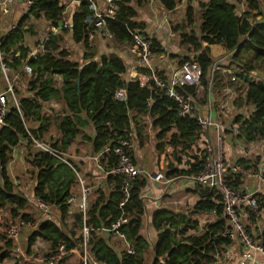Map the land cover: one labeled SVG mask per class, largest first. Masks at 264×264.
Wrapping results in <instances>:
<instances>
[{"label": "trees", "instance_id": "1", "mask_svg": "<svg viewBox=\"0 0 264 264\" xmlns=\"http://www.w3.org/2000/svg\"><path fill=\"white\" fill-rule=\"evenodd\" d=\"M30 1L32 6L29 12L18 21L1 46L2 52L12 57L13 62L10 63L12 68H18L21 60H24L34 69L33 78L26 88L31 96L20 97L18 109L9 108L4 125L0 126V208L10 207L14 216L21 213L22 220L26 223H31L30 216L23 213L28 206V200L15 191L7 175V167L11 161L10 155L22 140L31 142L29 136L41 139L42 133L59 118L61 121L57 127L58 137L50 145L55 153L65 152L75 142L80 127L90 123L94 129V138L90 139L86 135L82 137L83 140L91 142L93 152L97 154L110 145L117 136L124 138L131 126L139 124L140 117L144 114L153 119L154 127L160 128L157 138H163L164 134L174 127L179 140L174 136L173 142L176 145L179 144L182 149L188 148L196 140L195 137L199 131L195 121L180 118L176 114V104L171 99H157L148 107L147 100L151 95L145 87L140 86L137 79L127 78L125 66L120 58L116 56L109 59L102 58L100 64L96 62L95 55L91 54L88 47L89 32L84 24V20L90 13L87 0H75L78 4L73 8L72 26L66 30L62 29L65 3L73 0ZM159 1L166 10L175 8L173 0ZM245 2L248 12L244 17H238L235 14V3L229 0H210L208 4L200 5L203 13L200 16L199 31L192 29L191 35L182 32L178 48L184 49L185 54L181 56L173 53L169 56V60L177 61L178 66L187 60L198 61L203 73L204 86L207 84L209 72L214 63L209 46L221 45L226 52L233 53L232 61L226 67H233L234 59L248 53H251L256 61L264 62V24L250 23L246 19L250 18L249 14L253 11H259L260 1L245 0ZM116 14V20L108 22V30L120 42H130L129 31L138 27L131 21L134 16L133 11L121 4ZM42 16L52 26L60 27L62 33H68L73 43L83 44L87 53L82 54L80 62H73L70 59V53L64 48L65 43L61 35H49L46 42V49L54 55L46 54L33 59L27 57L29 50L24 48L23 44L25 36L32 35V30L24 29L23 25L31 17L39 19ZM194 21L192 9L189 8L186 19L180 27L175 29L193 27ZM152 52L159 53L160 49L152 50ZM16 53L18 56H15ZM237 67L246 73H253L257 69L256 65L244 61ZM54 75L62 77L61 88L56 87ZM219 78L216 73L214 85L216 88L221 84ZM244 80L248 82V78ZM263 80L264 76H262ZM262 81L249 84L245 90L246 101L254 106L252 114L238 127L240 137L245 144L262 141L264 146V82ZM119 89H124L126 92L125 102L114 99V94ZM186 92L192 93L193 90L187 89ZM55 98L62 101L67 115L46 116L42 113L41 104ZM28 121L36 123V128L32 130L27 128ZM238 122L239 119L235 121V125ZM135 132L138 136V129ZM161 150L162 144L159 143L155 151ZM262 160H264V147L262 154L257 157V162L240 159L235 165L246 169L258 166L257 164ZM26 162L34 171L36 179L31 197L44 201L55 211V214L51 215L52 218L43 219L28 235L26 240L28 247L38 237L49 241L50 248L45 258H51L58 255L57 249L59 245H63L65 253L59 258L61 263L71 256L72 250L78 248L83 241L82 236L76 238L74 232L66 230L67 225L63 219L68 214L67 198L77 179L71 167L47 153L31 152L27 155ZM114 162L112 159H109L107 164L102 161L104 168L111 167ZM177 163L182 164L181 170L177 171L169 164L166 171L168 178L198 173L203 168L204 161L202 155H199L189 160L179 159ZM185 167L187 169H184ZM73 168L75 169L74 166ZM225 182L230 188L240 190L242 176L236 177L228 173ZM144 186L143 180L131 184L129 199L123 206V210L119 208L120 202L125 198L122 193L121 177L108 176L104 184L94 190L95 199L91 202L88 212L89 220L86 225L98 229L102 225H108L119 219L121 211H124L130 218V222L122 228V231L132 244L134 255H126L119 251L118 247L110 242L108 235L90 232L87 247L93 259L106 264H209L213 261L210 255L222 244H229L225 239L215 240L212 236L225 224L222 216V196L214 191L196 189L195 193L199 196V202L194 208L195 213L213 211L219 217L218 221L207 224L205 231L195 236L191 235V232L196 228V222L184 216L178 220V216L160 208L150 216V229L156 237L155 242L150 245L141 234L145 211L140 195ZM259 198V209H263L264 196ZM76 223L82 226L79 215L76 217ZM2 241L4 243L0 245V263L10 256L13 245L11 241L4 238ZM147 254L150 255L151 261L145 258Z\"/></svg>", "mask_w": 264, "mask_h": 264}, {"label": "built area", "instance_id": "2", "mask_svg": "<svg viewBox=\"0 0 264 264\" xmlns=\"http://www.w3.org/2000/svg\"><path fill=\"white\" fill-rule=\"evenodd\" d=\"M123 0H102V8H98V5L94 0H87L89 16L84 20L85 28L88 32H97L101 36L107 37L111 41H119L115 35L111 34L108 30V22H114L116 20V12L119 10L120 4ZM175 2V8L181 9L184 20L187 16V10L192 9L193 16L201 15L203 12L200 9V5H206L210 0H173ZM68 7L63 12V25L62 29H69V17L67 12L70 8H74V3L78 4V1H66ZM15 0H0V78L3 82V89L0 90V126L4 125L5 118L9 111V108L19 107L18 96L15 94L16 86L21 81V75H25L29 78H33L34 69L27 64V61L21 60V65L18 68H12L10 63L13 62L12 57L5 55L1 46L7 39L9 33L16 27L17 24L8 25L4 30L3 21L8 18L12 6ZM32 2L25 0L24 8L26 15ZM236 10V9H235ZM234 10V11H235ZM235 14L238 17H244L246 12L242 10L241 15ZM30 19V18H29ZM248 21L249 19L246 18ZM48 22L49 30L41 38L37 39L33 47H26L29 52L27 57L36 58V56H44L46 54L54 55L46 49L45 45L49 39V35H61V28L52 26ZM264 24L263 21L259 22ZM168 24V23H167ZM201 24V21H200ZM24 29L25 25H23ZM200 25L194 23L193 27H186V34L191 35V30L199 31ZM131 36L130 48L128 49L130 54L137 56V68L140 69L138 75V81L141 87H145L151 97L147 100V106L150 107L157 99L168 98L174 101L176 104V114L180 118L189 119L195 121L199 127L196 140L189 145L188 148L182 149L178 144H174L173 137L178 133L174 127L170 128L164 134L163 138H157L160 128L153 126V119L149 115H142L140 117L139 124L131 126L129 132L125 137L117 136L110 145L103 148L99 153L93 156L95 165L100 170L102 177H121L122 178V193L124 199L120 202L119 208L123 210V206L129 199V191L131 184L138 180H149L155 184L170 185L173 182L171 177L166 176L164 167H168L169 164L173 166L177 171L181 170L182 165L177 163V160L184 161L202 155L203 168L198 173H192L182 176L183 186L188 187L196 191L208 190L214 191L218 195L222 196V216L225 220L224 226L221 230L214 233L215 240L225 239L230 244H238L243 252L238 264H255V256L259 255L264 258V244L259 239H256L254 235L248 232L245 221L261 219L263 209H259V197L253 194L244 192L243 190H235L230 188L225 180L228 173L236 177L242 176V180H248L251 178H257L264 188V161L260 162L259 166L249 167L244 169L242 166L231 165L228 161L230 156V148L233 147L239 152L238 160H246L249 155L250 147L254 144H245L240 137L238 127L241 122L248 119L252 114L248 112L249 107L254 106L246 101V87L249 84H257L262 81L261 77L256 78L253 73L243 72L240 68L231 69L226 67V64L230 62L233 53H229L220 57L212 64L210 69V75L207 79V84H202L203 73L201 71L198 61L191 59L183 62L181 65L171 67L167 70H163L158 66V62L154 63L157 58L161 57L160 54H154L152 50H156L155 43L152 37L142 34L138 29L129 31ZM178 36L181 33L176 32ZM120 42V41H119ZM18 56V53L15 54ZM217 71L226 73L229 77V81L233 87H225L220 92L215 93V75ZM53 80L56 82V87L61 88L63 86V79L58 75L53 76ZM248 78V82H245L244 78ZM30 79V80H31ZM264 82V80L262 81ZM29 82L25 84L27 88ZM235 85H242L243 90L237 89ZM187 89H192V93L186 92ZM25 96L30 97L28 92H24ZM114 99L125 102L127 95L124 89H119L114 94ZM53 101V100H50ZM50 101L43 102L41 104V111L43 108L48 109L46 106ZM45 114V113H44ZM47 116V115H46ZM239 119V122L235 125V121ZM138 128H144L149 132H153L156 135L157 144H162V150L159 153L160 159L163 161L164 166L161 171L156 174H149L137 169L133 162V154L135 151V145L137 142V136L135 130ZM44 133V132H43ZM214 134L211 137V134ZM115 135V134H114ZM116 136V135H115ZM31 142L24 144L29 147L32 153L43 152L47 153L54 158H57L62 163L68 165L73 169L75 178L79 185V196L70 194L67 198V205L69 207L74 206L77 210V214H80L82 219V243L78 248L72 250V253L78 254V260L81 264H106L98 262L90 255L89 248L87 247L88 235L90 232H96L106 234L109 237L115 238L121 244L122 252L126 255H134V248L126 238L122 228L129 224L130 218L128 215L121 211L119 219L111 222L108 225H102L98 229H94L91 226H87L88 212L91 206L90 196L94 193L91 186L85 184L83 178L78 171H75L70 159L66 157V152H56L50 147L51 142L44 140L43 138L37 139L29 136ZM21 141V142H22ZM229 141V146L226 142ZM20 142V143H21ZM260 142V141H257ZM256 142V143H257ZM109 159L115 162L111 167L104 168V164H107ZM104 161V164L102 163ZM184 169H187L186 167ZM229 171V172H228ZM178 176V177H179ZM20 196L28 200V206L35 209L39 216L46 217L49 215L51 207L40 199H33L22 193ZM10 207L0 208V233L5 240L11 241L13 244H17L21 229L29 223L22 220V214L18 213L14 216ZM204 226L197 227L195 236L204 232ZM43 240L41 238L35 239V242L30 246L33 251H38L42 247L40 244ZM46 241V240H44ZM50 246V242L46 241ZM152 244V243H150ZM17 249V247H16ZM58 255L51 258L42 260V264H56L59 258L65 253L63 245H59L57 249ZM217 251H215L214 258L217 259ZM209 264H216L212 261Z\"/></svg>", "mask_w": 264, "mask_h": 264}, {"label": "crops", "instance_id": "3", "mask_svg": "<svg viewBox=\"0 0 264 264\" xmlns=\"http://www.w3.org/2000/svg\"><path fill=\"white\" fill-rule=\"evenodd\" d=\"M94 1L98 5V8H102V0H94ZM24 4H25V0H15V3L12 6L8 18H6L3 21L4 30L7 28L9 24L10 25L17 24L18 21L25 16ZM121 4L122 6L127 7L133 11L134 16L131 18V21L132 23L138 25L136 29H138L142 34L152 37L156 49H160V52L157 54H160L161 57L157 58L154 63L158 62L157 63L158 66L163 70H167L171 67H176L177 61L169 60V56L171 54L177 53V50L175 51V49L178 48L177 45L180 42V36H178L176 32L181 33V35L182 32L186 33V27L175 29L176 27H180L182 25V22L184 21L182 13L178 12L179 9H176L175 11L166 10L163 8L159 0H123ZM75 5L76 3H74L72 6L75 7ZM259 11H260L259 12L260 16L263 15V19H264V11L261 10V7ZM15 13H18L21 16V18L18 19L17 17H15L14 16ZM171 14H173V16H178V17L175 20H172V18L170 17ZM136 15H138L137 19L134 18ZM40 21L47 27V32H48L49 30L48 22L43 16L40 17L39 19H35V18L28 19L24 25L25 28H30L32 30V35L25 36L26 38L24 40L23 46L33 47L37 39L43 37L47 33L45 31L37 32V33L34 32L35 31L33 28L34 24H39ZM88 35H89L88 47L90 48L91 54L95 55V59L98 64H100L102 58L109 59L111 57L116 56L122 60L125 66L127 78L132 80L138 79L137 74H139L141 71L139 68H137V56L130 54L128 51V49L130 48L129 43L122 41L119 42L116 40L111 41L107 37L99 35L97 32H89ZM68 36L69 38H71L69 34ZM69 41L72 44H74V48L72 51H74L75 49L77 50L75 52H81L80 59L78 60V62H80L82 60V54L87 53L85 51L83 44L73 43L71 39ZM217 46H219L221 51L216 56H212L211 49ZM209 52L213 59L214 58L217 59V57H219L220 55L224 56L229 54L224 50V48L221 45L209 46ZM177 55H181V54L177 53ZM230 60L232 61V58ZM228 68L235 69L232 66ZM217 73L220 77L219 79L221 84L220 86H218V88L215 87L214 91L215 93L220 92L221 94H224L222 93V90L225 87L227 86L233 87L234 85L230 83L229 77L226 73L220 71H217ZM30 79L31 78L25 75H21V81L16 86V90L19 91L18 98L27 97L25 96L24 92H28V91L26 88L24 89V87L25 84L30 81ZM3 86L4 84L0 78V90L3 89ZM236 88L243 90L242 85H237ZM28 95H31L30 92H28ZM46 106L48 107V109L43 108V113H45L47 116L56 115L62 117L67 115V112L64 109V105L62 101L57 98L53 99V101H50ZM83 118L86 119V117ZM60 121L61 118H59V120L55 124L50 125L47 128V130L44 131V133H42L41 138L51 143L55 141L56 137H58L57 127L60 124ZM26 127L31 130L35 129L36 123L28 121L26 122ZM87 127H88L87 129L88 132L86 130ZM138 132L139 134L138 136L136 135L137 142L133 154L134 165L136 166L137 169L141 170L142 172L149 173L151 175L156 174L158 173V171H161L164 166V163L159 156L160 152L155 151L156 145L159 144L156 143L157 142L156 135H154L153 132H149L145 130L144 128L143 129L138 128ZM210 134L211 137L214 136V134L212 133ZM83 135H86L90 139L94 138V129L90 123H87V125L84 127H80V132L77 134L76 136L77 138L75 142L65 151L66 157L70 159V162L74 165L76 169L75 171L79 172L85 184L91 186L93 190H96L98 189V187L104 184V181L108 177H102L100 170L97 168L95 162L93 161V156L96 154L93 152L92 144L88 140H83L82 137ZM145 141H147V143ZM226 144L230 148L229 141H227ZM260 144H262V141L255 143L253 147L249 150L248 152L249 155L248 158L246 159L247 161H249L250 157L252 156L258 157L260 156V154H262V149L264 147L263 144L261 149H257V147L260 146ZM260 150L261 153H259ZM31 152H32L31 149L29 147H26L24 141H22L12 150L10 155L11 161L7 167V175L9 179L12 181L15 187V191H18V193H22L21 188H23V186L26 185V183L23 182L22 180L28 182V179L26 177H22V180L20 181L12 180L11 178L13 171L12 169L17 166L18 162L21 159L26 160L27 155H29V153ZM229 154L230 156L228 158V161L233 166L237 161H239L237 158L239 157V152L235 150L233 147H231ZM77 167L79 170L77 169ZM164 168L167 169V167ZM172 179L173 182L170 185L155 184L153 182H150L149 180L144 181L145 186L142 189L140 195L144 202V211H145V216H144L145 218L142 224L141 234L143 235L144 238L147 239L149 243L153 244L156 240L155 234L152 233L150 229V222H149L150 216L155 210H159L160 208L172 212L173 214L178 216V220H180V218L184 216L185 218L190 219L192 222H196L197 223L196 228L191 232V235L197 234L195 232L197 231L198 226L203 225L205 229L207 224L215 223L219 219V217L213 211H209L207 213L204 212L195 213L194 208L196 204L199 202V196H197L195 190L183 186L182 176L179 177L177 176L176 178H172ZM35 181L36 179L34 173V180L29 182L30 197L32 195ZM240 188L244 192L256 195L257 197L264 196V188L257 178L242 180ZM72 194H74L75 196H79L78 181L71 190V195ZM24 195L27 196V194ZM89 198L91 203L95 199L94 193ZM23 213L29 215L30 219L34 220L35 223L33 225H30L29 223V225L21 229L19 239L17 240V244L12 245L10 256L7 259L3 260L2 263L0 264L8 262L7 260L12 259V257H14L15 254L20 253V248L22 247L20 238L23 239V236L27 237L26 234L28 232V229L26 228H30L29 229L30 231L33 229L34 231L37 228V225L41 221H43V219L52 218L51 215L55 214V211L54 209L51 208L48 217L47 216L41 217L39 216L38 212L35 209H33L32 207H26ZM261 214H262L261 219L255 220L252 218L251 220L245 221V224L247 226L248 232L254 235L256 239H259L264 244V208ZM78 215L80 216V214H77V210L75 209L74 206L71 207L68 206V214L63 218L66 225L73 227V230L71 229V231L74 233L77 232L78 228L81 231V227H82V226L80 227L76 223V217ZM109 239L113 245H116L117 240L115 238L110 236ZM40 244L42 245L41 248L44 249L46 255L49 252L50 246L47 245L46 241L44 240ZM30 246L28 247V250H30L29 249ZM217 250H218L217 259L214 258L213 255L215 252H213V254L210 255L212 256V260L216 264H238V261L240 260L241 254L243 252V249H241V247L238 244H230V243L222 244ZM119 251H122L121 245L119 247ZM71 256L76 257L78 256V254L71 253ZM38 258L39 256L37 257V255L34 254V257L32 259L37 260ZM67 258H65L64 261L61 263H59L58 261L56 264H70L71 263L69 260L70 258L68 259ZM145 258L151 261L150 255L147 254ZM254 260H255V264H264V258H262L259 255H256ZM79 261L80 260L76 261L75 264H80Z\"/></svg>", "mask_w": 264, "mask_h": 264}, {"label": "rangeland", "instance_id": "4", "mask_svg": "<svg viewBox=\"0 0 264 264\" xmlns=\"http://www.w3.org/2000/svg\"><path fill=\"white\" fill-rule=\"evenodd\" d=\"M229 1H231L232 3H235V7H236L235 11H236V13L238 15L239 14L241 15L242 10L245 11L246 13L248 12L247 11V5H246L247 3L245 2V0H229ZM259 1H260V5H261L260 6L261 10L264 11V6H263L264 5V0H259ZM68 6H69L68 3L66 2L65 3V8L67 9ZM66 9H65V11H66ZM178 12L182 13L181 9H179ZM14 16L17 17L18 19L21 18V16L18 13H15ZM137 16L138 15H136L134 18L137 19L138 18ZM200 16L201 15L197 14L196 17H194L195 18L194 23H198L200 25V21H201L200 20ZM259 16H260L259 11H257V12L253 11L251 14H249V17H250V18H248L249 22L250 23H257V22H261V21L264 22L263 15L260 16L262 18H260ZM170 17L172 18V20H175L178 16H173V14H171ZM31 18L34 19V17H31ZM33 28L35 30V31L33 30L35 33L42 32V31L47 32V27L41 21H40L39 24H34ZM62 36H63L64 43H65L64 48L68 49V51L70 53V55H69L70 59L72 61H75V60L78 61L80 59L81 52H75V51H77L75 49H74V51H72L73 48H74V44H72L69 41L71 38H69L67 33H65V32L62 33ZM203 46H205V44ZM177 47H179V44L177 45ZM176 50H177V53H179L181 55L185 54L184 49H182V48L181 49L176 48L175 51ZM220 51H221V49L219 48V46L211 49L212 56H216ZM221 56L222 55L217 57V59H219ZM217 59L214 58V61L217 60ZM243 61L246 62V63H249L251 65H256L257 66V69L255 70V72H253L255 74L256 78L264 76V62L263 61H259V60L256 61L251 53L243 54V55L239 56V58L234 59V63L235 64H233V68H235V69L239 68V67H237L238 64H241ZM235 86H237V85H235ZM15 94H16V96L19 97V91L18 90H15ZM252 111H253V108H252V106H250L248 112L251 113ZM87 129H88V127L86 128V130ZM87 132H88V130H87ZM145 142L147 143V141H145ZM252 147L253 146H251L250 149ZM261 148H262V144H260V146L257 147V149H261ZM259 153H261V150H260ZM249 161L255 163V162H257V157L256 156H252V157H250ZM262 161H260V162H262ZM259 164L260 163H258L257 165L259 166ZM24 169L27 170V171H25ZM77 169H78V167H77ZM12 170H10V171H12V176H11L12 180L20 181V180H22V177H26L28 179V182H26L25 180H22L23 182L26 183V185L23 186V188H21V191H22V193L27 194V196L30 197V193H29L30 192V189H29L30 183L29 182L34 180V171L31 168H29L26 160H23V159H21L18 162L17 166L15 168H13ZM34 223H35V221L31 220L30 225H33ZM26 229H28V232L26 234L27 237L23 236V239L20 238V241L22 243V247L20 248V253L15 254L14 257H12V259L7 260L8 262H5L3 264H15V263H17V264H42V260H46L44 249L40 248V249H38V251H33V250H31L29 248L31 250V252H30V250H28V241H26V240L28 238V235L33 231V229L31 231L29 230L30 228H26ZM71 229L73 230V227L67 225L66 230L70 231ZM75 233H76L75 237L77 236V238H78V236L82 235V232L80 231L79 228L77 229V232H75ZM2 240H3V235L0 233V245H2V243H4ZM120 245H121L120 242L117 241L116 242V246L118 247V249H119ZM34 254H36L37 257L39 256V258L37 260L32 259L34 257ZM77 257L78 256H76V257L70 256L68 258H70L69 260H70V262L72 264H75L76 261H78Z\"/></svg>", "mask_w": 264, "mask_h": 264}, {"label": "water", "instance_id": "5", "mask_svg": "<svg viewBox=\"0 0 264 264\" xmlns=\"http://www.w3.org/2000/svg\"><path fill=\"white\" fill-rule=\"evenodd\" d=\"M67 15L70 18L69 19V27L71 28V26H72V17H73V9L72 8H70L68 10ZM78 83H79V79L77 80V85H78Z\"/></svg>", "mask_w": 264, "mask_h": 264}]
</instances>
